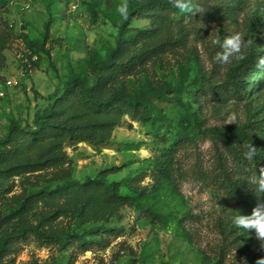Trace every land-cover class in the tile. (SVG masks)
<instances>
[{"label": "rangeland", "instance_id": "374dc122", "mask_svg": "<svg viewBox=\"0 0 264 264\" xmlns=\"http://www.w3.org/2000/svg\"><path fill=\"white\" fill-rule=\"evenodd\" d=\"M200 1V0H195ZM122 0H0V141L10 127L34 130L66 80L107 61L122 32L146 34L144 19L124 20ZM170 30L139 43L118 89L147 99L153 123L125 118L105 147L67 145L66 171L27 172L22 163L0 166V264H257L264 240L233 224L264 199L249 189L254 159L245 141L264 156V68L246 75L235 91L227 74L239 60L216 61L214 40L242 33L244 52L264 38V0H251L239 26L190 21L174 9ZM40 47V51L33 46ZM11 82L7 87L6 83ZM235 115L228 124V116ZM242 135L241 137L237 135ZM3 147L0 146V152ZM245 166H238L237 157ZM48 158L47 156L45 157ZM118 184L133 198L116 216L82 223L55 215L34 195L67 178ZM249 204L234 202L229 184Z\"/></svg>", "mask_w": 264, "mask_h": 264}, {"label": "trees", "instance_id": "16d2710c", "mask_svg": "<svg viewBox=\"0 0 264 264\" xmlns=\"http://www.w3.org/2000/svg\"><path fill=\"white\" fill-rule=\"evenodd\" d=\"M250 3L251 0H194L199 11L187 13V16L190 21L229 23L237 27ZM128 5L129 17L124 20L122 28L130 25V20L135 18L147 20L154 30L146 34L134 29L131 38L120 32L116 47L108 54L107 61L94 64L87 73L82 72L66 80L62 89L55 93L53 101L35 116L33 131L12 125L7 138L0 141L3 147L0 166L21 162V167L27 172L45 169H61L64 172L69 164L65 152L67 145L74 149L78 144L105 147L126 117L140 123L157 120L146 109L147 99L128 96L118 88L130 74L131 64L144 54L143 49H137L138 44L156 42L168 32L169 16L175 8L170 0H128ZM257 43L245 51L247 58L239 60L238 66L227 74V81L235 91H246L244 76L258 72L257 64L264 58V38ZM33 46L40 51L37 43ZM245 143L251 144L248 140ZM236 159L239 167L245 166L240 156ZM260 168H264V156L257 154L253 169L247 173L249 175ZM113 173V170L104 171L94 179L81 182L67 178L53 190L34 196L54 210L55 215H50L49 219L67 214L82 223L109 220L133 201L131 197L120 195L118 184L104 181V177ZM236 186V183L229 184V197L244 206L249 204L246 198L240 196ZM257 194L264 199V194Z\"/></svg>", "mask_w": 264, "mask_h": 264}, {"label": "clouds", "instance_id": "9594fccd", "mask_svg": "<svg viewBox=\"0 0 264 264\" xmlns=\"http://www.w3.org/2000/svg\"><path fill=\"white\" fill-rule=\"evenodd\" d=\"M170 4L180 13H193L194 11H199L194 4V0H170ZM117 13L123 20L126 21L128 19V0H122V3L117 7ZM213 43L219 44L221 49L215 58L219 63H231L233 58L240 61L247 58L244 52L247 42H245V37L242 33H233L225 37L223 41L217 39L214 40ZM257 67L264 68V58L259 60ZM227 119L229 121L228 124H231L235 122L236 116L229 115ZM245 148V159H255L257 156V149L252 147L251 144L245 145ZM247 184L249 189L264 194V168L256 169L255 172H250L247 177ZM233 224L238 228L254 230L257 238L264 240V203H258L249 216H243L241 214L234 216ZM257 264H264V259L257 261Z\"/></svg>", "mask_w": 264, "mask_h": 264}, {"label": "built area", "instance_id": "2783aa9c", "mask_svg": "<svg viewBox=\"0 0 264 264\" xmlns=\"http://www.w3.org/2000/svg\"><path fill=\"white\" fill-rule=\"evenodd\" d=\"M6 86H7V87H10V86H11V82L8 81V82L6 83ZM2 95H4V93H0V96H2Z\"/></svg>", "mask_w": 264, "mask_h": 264}]
</instances>
